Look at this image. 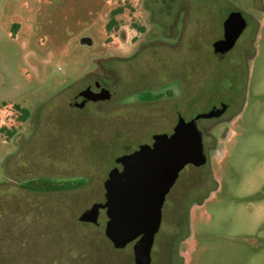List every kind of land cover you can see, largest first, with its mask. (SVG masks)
Wrapping results in <instances>:
<instances>
[{"label":"rangeland","instance_id":"obj_1","mask_svg":"<svg viewBox=\"0 0 264 264\" xmlns=\"http://www.w3.org/2000/svg\"><path fill=\"white\" fill-rule=\"evenodd\" d=\"M234 10L247 25L218 58ZM98 59L112 99L69 108ZM159 81L169 94L139 101ZM221 104L197 121L206 162L166 195L151 264H264V0H0V264H134L133 243L106 238L104 210L96 224L80 215L104 202L118 156ZM38 178L85 185L22 186Z\"/></svg>","mask_w":264,"mask_h":264},{"label":"water","instance_id":"obj_2","mask_svg":"<svg viewBox=\"0 0 264 264\" xmlns=\"http://www.w3.org/2000/svg\"><path fill=\"white\" fill-rule=\"evenodd\" d=\"M245 27L242 13L232 11L223 22V38L212 44L214 55L221 58L230 51ZM81 95L93 101L109 98L107 90L94 93L88 89ZM225 110L226 105L222 104L189 121L179 117L171 134L154 135L151 144L118 156L115 163L120 168L113 167L103 182L104 202L86 209L79 221L96 224L100 209H104V233L113 248L121 250L133 243L134 264H150L166 195L185 166L206 162L196 121L216 118Z\"/></svg>","mask_w":264,"mask_h":264},{"label":"flooded vegetation","instance_id":"obj_3","mask_svg":"<svg viewBox=\"0 0 264 264\" xmlns=\"http://www.w3.org/2000/svg\"><path fill=\"white\" fill-rule=\"evenodd\" d=\"M112 11H115V14L113 15V25H112V27L111 28H116L117 26H118V23H117V20H115V16H117L118 14H120L121 12H122V8H120V7H118V8H116V9H113ZM112 11L110 12V14L112 13ZM243 16V15H242ZM244 18V17H243ZM246 25H247V23H246ZM246 28V27H245ZM244 28V29H245ZM140 30H142V29H140ZM244 31V30H243ZM242 31V32H243ZM241 35V34H240ZM223 38V25H222V37L220 38V39H222ZM219 40V39H218ZM237 41V40H236ZM236 43V42H235ZM235 45V44H234ZM212 50H213V46H212ZM112 59H131V57H128V56H119V55H114L113 57H112ZM99 66H100V59H98V60H96L95 61V64H94V66L90 69V71H89V73H88V75H87V77L90 75V74H94L95 75V78L93 77V79H90L89 77V81L88 82H86L87 80H85L84 79V76H86V74L87 73H85V74H83V79H81L82 77H80L79 78V80L81 81H85V82H83L84 84V86H83V88H81L80 90H76L75 92H72V93H69L67 96H66V100H65V102H66V105L69 107V108H72V109H74V110H84L89 104H103V103H107V102H109L111 99H112V96H113V94H112V92L110 91V89H109V83L104 79V78H102V76H101V74L99 73ZM160 85H161V81H159V84H158V86L156 87V88H151V86H147V87H145V88H143L142 90H140V91H138V92H143L144 90H146V89H148L149 91L148 92H146V93H144V95L145 96H143L142 98H140L139 99V101H141V102H153V101H156V100H160L161 98H163L165 95H167V94H169V91H167L165 94H160V93H158V94H156V92H155V90L157 89V88H159L160 87ZM176 87H177V85H176ZM90 90V91H92V92H94V93H101V92H103V91H105V90H107L108 92H109V98L108 99H105V100H96V101H93V100H91V99H88V98H85L84 96H82L81 95V92H83L84 90ZM137 92V93H138ZM222 105V104H221ZM220 105V106H221ZM220 106H218V107H216V108H219ZM224 113V112H223ZM222 113V114H223ZM222 114L220 115V116H218V117H216V118H208V119H217V118H220L221 116H222ZM179 117H181L180 115H178V117H177V120H178V118ZM192 118H194V117H192ZM192 118H190L189 120H191ZM184 119V118H183ZM202 119H205V118H202ZM185 121H189V120H186V119H184ZM198 120H200V119H198ZM197 120V121H198ZM197 121H196V125H197ZM174 128V127H173ZM198 128V127H197ZM200 130H201V128H200ZM199 130V131H200ZM172 131H173V129H172ZM201 132V135H202V142H203V150L205 149V146H204V143H205V136H204V134H203V131L201 130L200 131ZM172 133V132H171ZM171 133H169V134H171ZM158 134H168V133H158ZM154 135H157V134H152L151 135V143L153 142V136ZM150 143V144H151ZM140 146V145H139ZM138 146V147H139ZM137 147V148H138ZM134 151V150H133ZM130 152H132V151H130ZM129 151H126V152H124L123 154H127V153H130ZM122 154V155H123ZM115 166H117V167H119L120 168V166L119 165H116V163H115ZM114 166V167H115ZM176 182V181H175ZM175 184V183H174ZM101 210H104V209H100V211ZM99 211V212H100ZM105 211V210H104ZM151 264V263H150Z\"/></svg>","mask_w":264,"mask_h":264},{"label":"trees","instance_id":"obj_4","mask_svg":"<svg viewBox=\"0 0 264 264\" xmlns=\"http://www.w3.org/2000/svg\"><path fill=\"white\" fill-rule=\"evenodd\" d=\"M115 14V11H112L111 19L106 24V30H110L113 25V15ZM15 108L20 110V113L22 115V119L24 120L27 118L28 112L25 109L19 108V106L15 105ZM4 132V128L0 127V133ZM85 185V181L83 180H65V181H55L50 179H44V178H38V179H32L25 182L22 186L26 190L35 191V192H64V191H71L76 190L78 188H81Z\"/></svg>","mask_w":264,"mask_h":264}]
</instances>
